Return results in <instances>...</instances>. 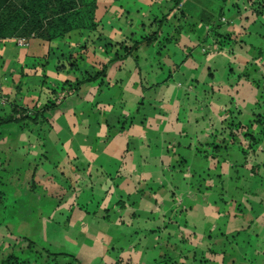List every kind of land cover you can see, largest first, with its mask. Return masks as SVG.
<instances>
[{"label": "crops", "instance_id": "0c3cea01", "mask_svg": "<svg viewBox=\"0 0 264 264\" xmlns=\"http://www.w3.org/2000/svg\"><path fill=\"white\" fill-rule=\"evenodd\" d=\"M95 21L0 40V260L264 264V0H97Z\"/></svg>", "mask_w": 264, "mask_h": 264}, {"label": "trees", "instance_id": "16d2710c", "mask_svg": "<svg viewBox=\"0 0 264 264\" xmlns=\"http://www.w3.org/2000/svg\"><path fill=\"white\" fill-rule=\"evenodd\" d=\"M181 0H173L177 6ZM97 0H0V40L5 39H36L44 43H50L56 39L65 37L74 31H85L95 33L100 39L98 23L95 21V9ZM152 37L143 39V42H134L130 46L124 43L113 45L123 50L124 55H130L131 52L140 45H148ZM72 69H76V60L70 61ZM121 58L120 55L116 56ZM105 75L104 66L101 71L88 75L84 80L76 81L70 90L75 91L83 81H94L103 78ZM52 93H55L53 91ZM55 106V100L49 101L45 109ZM44 109V110H45ZM43 111V110H42ZM242 149L246 153V149ZM31 245V242H28ZM53 255V254H50ZM0 264H30L27 259L21 258L15 254H9L0 260Z\"/></svg>", "mask_w": 264, "mask_h": 264}, {"label": "built area", "instance_id": "2783aa9c", "mask_svg": "<svg viewBox=\"0 0 264 264\" xmlns=\"http://www.w3.org/2000/svg\"><path fill=\"white\" fill-rule=\"evenodd\" d=\"M16 44L18 45V46H25L26 44H27V41L25 40V39H17L16 40ZM67 95V93L66 92H62V93H60L57 97H56V99H55V103H59L65 96Z\"/></svg>", "mask_w": 264, "mask_h": 264}, {"label": "rangeland", "instance_id": "374dc122", "mask_svg": "<svg viewBox=\"0 0 264 264\" xmlns=\"http://www.w3.org/2000/svg\"><path fill=\"white\" fill-rule=\"evenodd\" d=\"M33 40H34V39H30V40H28V42L32 43ZM33 260H34V259H32L31 263L33 262ZM33 264H34V262H33ZM49 264H50V263H49Z\"/></svg>", "mask_w": 264, "mask_h": 264}]
</instances>
